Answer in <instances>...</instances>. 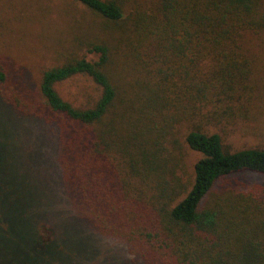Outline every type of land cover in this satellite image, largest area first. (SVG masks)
Listing matches in <instances>:
<instances>
[{
    "label": "trees",
    "instance_id": "16d2710c",
    "mask_svg": "<svg viewBox=\"0 0 264 264\" xmlns=\"http://www.w3.org/2000/svg\"><path fill=\"white\" fill-rule=\"evenodd\" d=\"M19 1L0 0L6 31L24 23ZM71 1L87 19L56 38L39 81L0 51V97L56 129L60 190L79 220L141 249L149 262L264 264V183L237 190L227 181L244 172L264 176V149L228 151L219 134L200 129L186 132L182 145L176 129L182 112L240 92L248 60L237 41L245 30H264V0H157L151 11L130 0ZM78 73L101 87L92 107H74L55 89ZM187 150L200 157L184 180ZM222 182L227 187L214 192ZM12 206L0 205L10 226L20 216ZM6 230L0 237L13 246L0 240V251H12L5 264H69L71 253H62L69 247L58 245L64 239Z\"/></svg>",
    "mask_w": 264,
    "mask_h": 264
},
{
    "label": "rangeland",
    "instance_id": "374dc122",
    "mask_svg": "<svg viewBox=\"0 0 264 264\" xmlns=\"http://www.w3.org/2000/svg\"><path fill=\"white\" fill-rule=\"evenodd\" d=\"M156 3L157 0L129 1L130 6L146 11L153 10ZM19 6L26 15L24 23L12 22L10 31H6L0 19V51L5 50L28 70L34 81H39L41 70L54 61L52 47L56 46V38H66L69 27L79 23L82 17L87 19V14L71 0H21L18 9ZM28 17L32 21L28 22ZM149 46L146 44L143 50ZM237 47L248 60V72L240 92L230 102L216 101L213 106L210 103L202 105L200 110L192 108L188 116H183L182 112V120L176 127L182 145L186 132L200 129L219 134L228 151L248 147L264 149V30L243 31ZM153 81L151 76L144 85H152ZM55 89L78 108L94 106L101 94V87L83 73L57 82ZM56 144L57 133L52 125L17 113L0 97V205L13 203L12 208H17L20 215L14 226L8 225V216L0 219V236L3 231L8 233L6 228L10 227L13 231L20 230V235L29 233L32 238L38 235L48 241L51 238L53 242L64 239V244L58 245L69 247L68 252L62 250L64 254L71 253L64 259V262L68 259L69 264H164L158 260L146 261L140 254L141 249L133 252L124 239L113 234H99L79 220L65 191L60 190ZM199 157L195 151L184 152L181 162L184 180L191 175L193 163ZM227 181L234 189L251 190L264 183V176L244 172L228 177ZM222 183L213 191L219 193L227 187V183ZM211 199L209 195L208 201ZM3 237L0 240L11 246L13 238ZM5 251V248L0 251V264L9 261ZM25 252L28 251L23 249L21 254Z\"/></svg>",
    "mask_w": 264,
    "mask_h": 264
}]
</instances>
